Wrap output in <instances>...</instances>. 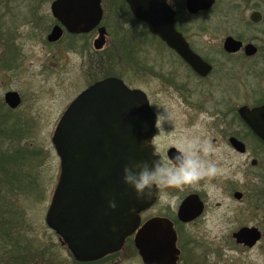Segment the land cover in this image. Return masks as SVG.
Listing matches in <instances>:
<instances>
[{"label":"flooded vegetation","instance_id":"af4514ba","mask_svg":"<svg viewBox=\"0 0 264 264\" xmlns=\"http://www.w3.org/2000/svg\"><path fill=\"white\" fill-rule=\"evenodd\" d=\"M55 1H52L51 7ZM7 2L8 0H0V10L6 9L4 15L0 14V35L6 38V44L2 45L5 49L0 45V72L4 74L12 72L14 69H22L19 63V48L15 43L20 34L14 25H9L5 21L6 16L11 12ZM166 3L174 11L176 31L182 35L190 49L200 57L203 63L209 66V71L205 75L196 71L179 53L169 47L158 35L152 33L148 25L133 14L125 0H102L104 12L102 21L100 25L88 33L69 32L52 14L54 21L48 30L47 43L57 45L67 39V48L70 51L84 57L88 56L90 60L92 44L94 47V42L99 37V30L102 27L106 29L105 46L110 35L114 34L115 36L117 34L119 36L120 33L124 34V39L126 35L132 33L133 36L146 35L159 41L166 49L161 56L152 55L151 52L143 49L137 43L132 44L131 40L128 42L125 40V46L123 45L118 51L122 63V68H119L121 75H110L103 79L115 77L126 84L122 72L130 61L133 63V74L137 78L155 77L159 81L160 88L166 92L165 94L148 93L143 88L126 85L130 89L144 92L154 113L155 124L158 112L165 113L170 110L179 112L182 116V128H178V133L175 132L176 126L173 125L165 127L161 122L159 126H155V134L151 144L155 154L165 166L169 165L171 159L177 154L174 145L178 141L183 139L204 140L202 136L204 132L201 129H203L202 125L207 117L209 119L207 129L212 134V144L225 151L224 157L227 153H230L232 158L239 155L243 156L246 162L244 164L246 181L240 184L236 182L235 176L232 179L224 178V188L238 203L247 202L250 205L259 206L256 203L258 198L261 200L260 205L263 204L262 207H264V141L253 132L241 116L243 108L254 109L264 106V0H171V3L166 0ZM109 10L114 12L113 21L109 16ZM35 19L39 20L38 17ZM109 19H111V23L108 22ZM129 24L132 25L131 28H125ZM55 27L61 28L63 34L58 41L50 42L48 37ZM92 34L97 35L94 41L91 38ZM209 35L220 37L216 41L218 43L199 46L198 41L195 45L194 40L191 39L199 37L203 41L204 37ZM129 37L131 38V36ZM105 46L101 50L94 49L97 52L104 51ZM127 49L128 51H126ZM102 58L97 63L108 60L109 56ZM9 92L19 94L21 103L18 107L11 108L6 103V94ZM162 100H164L163 103ZM22 106L23 97L20 92L6 91L2 102L3 108L0 110L2 114L4 113L3 118H7L4 121L1 116L0 121V165H3L4 159H7L10 165L4 167H13L11 169H13L12 173L15 174V178H18L19 173L25 176L24 172L27 173L29 170L32 179L24 184H16L12 191L23 190L24 192L28 186L26 183H31V188L28 191L33 193L38 184L36 179L40 162L37 157L41 156L40 150H33L28 146H20L16 150L5 148L6 134L1 131L3 126H5L4 128H11V119L14 117V121L18 125L14 124V129L6 133H12V139L24 136L27 125L23 124V121H20L15 114ZM59 122L60 120L57 126ZM199 123L201 125L198 128ZM251 140H253L254 145H252ZM230 155L227 154L229 159ZM12 162L13 164H11ZM60 176L54 188L52 199L59 186ZM26 177L29 176L26 175ZM257 179L258 182H253ZM212 180L218 182L219 178H212ZM260 185L261 187H259ZM37 189L40 190V188ZM236 193H240L241 198H236ZM192 195L199 196L204 204V211L192 221L184 222L179 217V211L186 199ZM205 195L206 193L202 191L189 190L186 186L183 190L159 189L152 205L140 213L138 227L126 238L120 251L108 254L96 261L84 262L76 260L74 255L70 253L73 257V264H118L122 258L118 259L117 257L122 254L128 258L136 257L141 264H144L142 254L147 255L149 259L158 258L162 260L170 250L171 236L168 232V223L172 225L176 234L175 245L180 251L177 264H182L186 252L183 243V228L202 219L207 210ZM173 196L178 198L175 204L172 203ZM243 227L249 226L243 225L239 229ZM58 241L62 244L60 236H58ZM154 263L157 264L158 262L155 261ZM36 264L45 263L41 259L36 260Z\"/></svg>","mask_w":264,"mask_h":264},{"label":"rangeland","instance_id":"374dc122","mask_svg":"<svg viewBox=\"0 0 264 264\" xmlns=\"http://www.w3.org/2000/svg\"><path fill=\"white\" fill-rule=\"evenodd\" d=\"M52 1L8 0V8L11 9V12L5 20L7 24L14 25L20 34L15 43L19 48V63L22 69H14L5 74L0 72V110L3 108L2 102L6 91L20 92L23 97V106L15 114L20 121H23V124L27 125V131L22 138L15 139L14 137L12 139V133L7 134L6 132L14 129V124L18 125L13 117L11 128H4L5 126L1 128L2 133L6 134L4 145L5 148L12 150H16L20 146H28V148L41 152V156L37 157L40 164L36 179L37 188L40 190L36 188L31 193L28 191L31 188V183H26L28 185L26 191H12V185L16 186L13 181H9L7 186L0 189V206L8 204L12 211L14 209L22 214L23 235L28 239V242L34 244V249L40 250L39 256H36L37 254L28 255L26 264H36V260L41 259L45 264H73L70 250L59 243L57 234L46 223L53 191L61 174L60 159L52 141L58 121L83 90L95 81L106 77L107 70H111L113 76L121 75L119 68H122V63L118 51L123 47L125 40L127 42L131 40L132 44L137 43L156 56L163 55L166 50L159 41L151 36H133L132 33L126 35L125 39L122 33L119 36L117 34L110 35L107 38L104 51L97 52L92 44L90 60L88 56L84 57L70 51L67 48V39L57 45H50L47 43V34L54 21L51 13ZM112 11L109 10V16L113 21L114 12L112 13ZM5 12V8L0 10V14L4 15ZM35 17H38L39 20L37 21ZM111 19H109V23H111ZM131 26L129 24L125 28H131ZM91 38L94 41L97 35L92 34ZM191 39L194 40L195 45L198 41V45L201 46L215 44L220 37L209 35L204 37L203 41L199 37ZM4 44H6V38L0 35V45ZM108 56L109 59L105 60L107 62L97 63L102 57ZM128 63L130 65L127 64L122 72L127 85L143 88L148 93H166L160 88L161 84L155 77L137 78L133 74V63L130 61ZM161 102L163 103L164 100ZM165 113L169 114L170 121L162 124L165 127L176 126L175 132L178 133V128H182V116L179 112L170 110ZM3 114L0 111V121ZM3 119L7 120L2 116ZM208 122L209 119L206 117L201 131L204 132L203 139L211 142L212 134L208 132ZM200 125L201 123L198 124V128ZM194 132L196 131L194 130ZM251 143L254 145L253 140ZM212 145L214 151L209 158L217 162L220 172L213 178H219V181L206 178L196 186H186L189 190L206 193L207 210L199 222L183 228V243L186 252L182 264H264V239L254 248L249 249L237 245L232 237L233 233L243 225L258 227L264 232V219H262L264 207H262L263 204L260 205L261 200L257 198L258 202L255 201L259 206L250 205L247 202L238 203L223 186L224 178L232 179L235 176L236 182L240 184L246 181L244 157L237 155L232 158L230 153H227L230 155L229 159L227 154L224 157L225 151L222 148L218 149L214 144ZM4 165L9 166L10 162L4 159ZM24 173L23 179L24 177L28 181L32 179L29 170ZM258 181V179L253 180V182ZM176 201L178 198L173 196L172 203L175 204ZM18 219L20 220L19 217L15 218V220ZM23 243L26 244L25 241ZM117 258H122L118 264H141L136 257L128 258L122 254ZM0 264H12V260L4 248H0Z\"/></svg>","mask_w":264,"mask_h":264},{"label":"water","instance_id":"95a60500","mask_svg":"<svg viewBox=\"0 0 264 264\" xmlns=\"http://www.w3.org/2000/svg\"><path fill=\"white\" fill-rule=\"evenodd\" d=\"M133 14L148 25L169 47L179 53L196 71L205 75L209 66L189 47L174 27V11L166 0H125ZM53 16L72 33H88L103 18L102 0H56ZM63 32L55 27L50 42ZM106 44V29L99 30L94 48ZM6 103L16 108L21 98L16 92L6 94ZM242 118L264 141V106L243 108ZM155 134V117L144 92L130 89L124 81L109 77L98 81L68 106L57 126L53 143L61 161V176L46 223L61 238L76 260L96 261L122 249L126 238L140 222V213L149 208L148 200H137L134 190L123 182L126 164L159 159L151 142ZM155 154V156L153 155ZM236 193V198H241ZM115 201V210L109 202ZM204 211L198 195L186 199L179 211L184 222L192 221ZM170 250L162 260L143 255L144 264H177L180 251L176 234L168 223ZM236 244L252 249L264 239L256 227H243L232 235Z\"/></svg>","mask_w":264,"mask_h":264},{"label":"clouds","instance_id":"9594fccd","mask_svg":"<svg viewBox=\"0 0 264 264\" xmlns=\"http://www.w3.org/2000/svg\"><path fill=\"white\" fill-rule=\"evenodd\" d=\"M169 121V114L158 112L155 126ZM174 146L177 154L167 166L160 159L130 161L124 166L123 182L134 190L137 200L151 199L161 188L183 190L185 186H196L200 181L219 174L217 162L209 158L214 151L210 141L183 139ZM116 207L114 200L109 202L110 209Z\"/></svg>","mask_w":264,"mask_h":264},{"label":"trees","instance_id":"16d2710c","mask_svg":"<svg viewBox=\"0 0 264 264\" xmlns=\"http://www.w3.org/2000/svg\"><path fill=\"white\" fill-rule=\"evenodd\" d=\"M106 77L111 75V70H107ZM0 165V189L5 187L13 181L15 184L25 183V177L19 173L18 178H15V174L12 173L13 167H4ZM2 168V170H1ZM20 168V166H19ZM24 180V181H23ZM15 185H12L14 189ZM13 209V208H12ZM19 217L20 220H15ZM23 216L17 211L11 210V207L7 204L6 206H0V248H4L6 253L10 256L12 264H26V258L30 254L40 255V250L33 248V243L28 242V239L23 235ZM26 242L24 244L23 242Z\"/></svg>","mask_w":264,"mask_h":264}]
</instances>
